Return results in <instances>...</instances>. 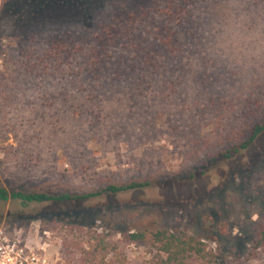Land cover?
<instances>
[{"label": "rangeland", "instance_id": "obj_1", "mask_svg": "<svg viewBox=\"0 0 264 264\" xmlns=\"http://www.w3.org/2000/svg\"><path fill=\"white\" fill-rule=\"evenodd\" d=\"M61 1L33 15L21 0H0V186L150 185L68 204L0 202V231L48 264H164L150 244L124 237L160 229L203 240L220 264H264L253 242L264 226V133L218 157L229 131L263 109L253 105L264 104V0L199 1L196 38L185 34L190 50L171 75L180 84L130 91L103 79L78 100L79 64L47 40L72 35L81 53L115 10L146 0Z\"/></svg>", "mask_w": 264, "mask_h": 264}, {"label": "trees", "instance_id": "obj_2", "mask_svg": "<svg viewBox=\"0 0 264 264\" xmlns=\"http://www.w3.org/2000/svg\"><path fill=\"white\" fill-rule=\"evenodd\" d=\"M21 1L24 2V8L30 10L33 15L45 8V4L56 2L42 0V4H38L39 0ZM68 1L75 4L77 0ZM199 1L207 3L211 0H146L134 11L115 10L108 22L97 26L94 44L85 47V51L81 53L76 46L78 39L72 35L49 38L47 42L52 43V49L66 52L68 58L72 59L76 66H80L78 79L73 83L77 89L73 99L82 98L85 88L103 79L125 84L130 91L149 88L156 82L163 85L180 84L182 77L177 75L175 81H172L171 75L178 61L190 50L185 45V34L196 38L195 6ZM88 5L89 3H86V8ZM57 66L59 67L60 63L56 64L55 69ZM111 70L115 75H110ZM214 104L216 105L215 102ZM253 106L263 109L257 111L254 118L249 119L245 115L247 119L229 131L224 141L227 147H220L223 152H219V158H233L241 151L249 149L264 133V104L256 101ZM206 166L207 162H203L198 168ZM149 185L148 181H133L125 185L111 184L100 192L88 194L9 190L0 186V202L11 201L21 208L68 204L101 194L116 195L143 189ZM262 228L253 241L256 250L264 247V226ZM124 237L131 244H150L161 254L164 264H220L216 253L208 249L203 240L185 233L160 229L150 233L131 232L124 234ZM90 244L104 246L103 250L108 252V242L90 241Z\"/></svg>", "mask_w": 264, "mask_h": 264}, {"label": "built area", "instance_id": "obj_3", "mask_svg": "<svg viewBox=\"0 0 264 264\" xmlns=\"http://www.w3.org/2000/svg\"><path fill=\"white\" fill-rule=\"evenodd\" d=\"M0 264H48L46 258L27 250L21 243L12 242L0 231Z\"/></svg>", "mask_w": 264, "mask_h": 264}]
</instances>
